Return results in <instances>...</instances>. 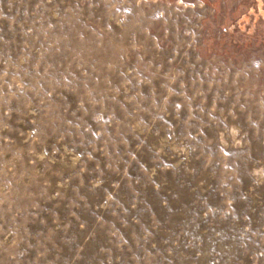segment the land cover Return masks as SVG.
I'll list each match as a JSON object with an SVG mask.
<instances>
[{"label": "rangeland", "instance_id": "obj_1", "mask_svg": "<svg viewBox=\"0 0 264 264\" xmlns=\"http://www.w3.org/2000/svg\"><path fill=\"white\" fill-rule=\"evenodd\" d=\"M0 264H264V0H0Z\"/></svg>", "mask_w": 264, "mask_h": 264}, {"label": "crops", "instance_id": "obj_2", "mask_svg": "<svg viewBox=\"0 0 264 264\" xmlns=\"http://www.w3.org/2000/svg\"><path fill=\"white\" fill-rule=\"evenodd\" d=\"M165 20H168V21H166L167 22V24H169V26L170 27H174V26H177L178 25V22H177V24H176V22H174V24L173 23H171V19H165ZM156 21H159V19H157ZM160 21H162V19H160Z\"/></svg>", "mask_w": 264, "mask_h": 264}]
</instances>
